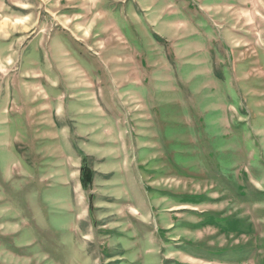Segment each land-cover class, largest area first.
I'll list each match as a JSON object with an SVG mask.
<instances>
[{
	"label": "rangeland",
	"instance_id": "1",
	"mask_svg": "<svg viewBox=\"0 0 264 264\" xmlns=\"http://www.w3.org/2000/svg\"><path fill=\"white\" fill-rule=\"evenodd\" d=\"M0 264H264V0H0Z\"/></svg>",
	"mask_w": 264,
	"mask_h": 264
},
{
	"label": "trees",
	"instance_id": "2",
	"mask_svg": "<svg viewBox=\"0 0 264 264\" xmlns=\"http://www.w3.org/2000/svg\"><path fill=\"white\" fill-rule=\"evenodd\" d=\"M91 182L92 173L86 166H83L81 169V184L84 188H87L91 184Z\"/></svg>",
	"mask_w": 264,
	"mask_h": 264
},
{
	"label": "bare ground",
	"instance_id": "3",
	"mask_svg": "<svg viewBox=\"0 0 264 264\" xmlns=\"http://www.w3.org/2000/svg\"><path fill=\"white\" fill-rule=\"evenodd\" d=\"M5 25V23H3Z\"/></svg>",
	"mask_w": 264,
	"mask_h": 264
}]
</instances>
